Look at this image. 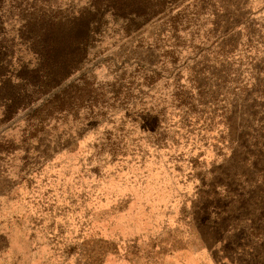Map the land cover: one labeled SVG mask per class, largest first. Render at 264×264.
Returning a JSON list of instances; mask_svg holds the SVG:
<instances>
[{"label": "rangeland", "instance_id": "rangeland-1", "mask_svg": "<svg viewBox=\"0 0 264 264\" xmlns=\"http://www.w3.org/2000/svg\"><path fill=\"white\" fill-rule=\"evenodd\" d=\"M0 264H264V0H0Z\"/></svg>", "mask_w": 264, "mask_h": 264}, {"label": "trees", "instance_id": "trees-1", "mask_svg": "<svg viewBox=\"0 0 264 264\" xmlns=\"http://www.w3.org/2000/svg\"><path fill=\"white\" fill-rule=\"evenodd\" d=\"M86 23L85 20H80L76 23L75 29L58 27L57 29L51 30L48 36L57 45L75 48V46H78L88 33Z\"/></svg>", "mask_w": 264, "mask_h": 264}]
</instances>
